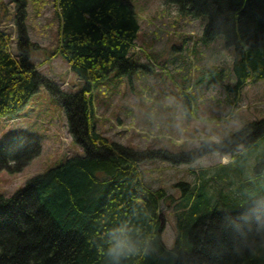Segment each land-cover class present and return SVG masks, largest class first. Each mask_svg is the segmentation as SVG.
Masks as SVG:
<instances>
[{
    "label": "trees",
    "instance_id": "16d2710c",
    "mask_svg": "<svg viewBox=\"0 0 264 264\" xmlns=\"http://www.w3.org/2000/svg\"><path fill=\"white\" fill-rule=\"evenodd\" d=\"M12 1L17 4L14 47L10 35L0 30V118L15 116L44 88L63 103L82 155L32 177L11 197L0 196V264H104L99 254L103 233L122 221L153 237L154 251L128 264H156L165 251L159 213L167 196L144 181L141 166L151 155L97 134L91 104V95L104 83L131 79L146 69L131 56L139 32L132 0H54L59 28L51 54L65 61L81 82L75 95H61L37 72L31 61L37 46L26 33V3ZM163 1L177 7L181 16L205 22L203 46L221 38L231 51L227 92L237 96L248 83L264 81V0ZM214 78L219 77H205L207 82ZM241 144L233 166L219 167L211 177L215 185L225 184L227 192L221 187L208 193L210 180L203 177L175 206L177 264H264V239L242 244L226 226L251 197L264 200V119L212 151ZM35 146L21 135L2 143L0 168L21 172L37 155ZM251 159L256 163L249 170Z\"/></svg>",
    "mask_w": 264,
    "mask_h": 264
},
{
    "label": "rangeland",
    "instance_id": "374dc122",
    "mask_svg": "<svg viewBox=\"0 0 264 264\" xmlns=\"http://www.w3.org/2000/svg\"><path fill=\"white\" fill-rule=\"evenodd\" d=\"M24 1L27 37L37 46L31 53L37 72L51 81L61 95L79 93L81 82L65 61L51 54L57 46L59 28L54 0ZM132 5L139 32L131 56L146 69L131 79L106 82L93 92V119L96 133L109 143L151 155L142 163V174L150 188L162 189L167 196L159 217L163 245L171 250L179 215L175 206L203 177L210 180L208 193L221 187L223 193L227 192L225 184L215 185L211 181L212 174L219 167L233 166V158L242 148L217 149L187 157L190 152L174 146L176 132L169 121L159 128L155 126L153 111L168 113L170 109L163 101L175 97L189 113V127L206 118L225 132L226 141L236 134L233 128L237 122H242L245 128L264 119V81L249 83L237 96L225 91L232 82L231 51L220 39L208 46L201 44L203 20L181 16L177 7L166 5L163 0H132ZM16 6L12 0H0V30L10 35L13 47L17 35ZM212 75L221 79L217 83L207 82L205 77ZM69 128L63 103L44 88L15 116L0 118V144L21 135L33 139L37 151L19 173L0 168V196H12L32 177L80 155L82 150L73 141ZM162 153L174 156V160ZM255 163L251 159L248 169Z\"/></svg>",
    "mask_w": 264,
    "mask_h": 264
},
{
    "label": "clouds",
    "instance_id": "9594fccd",
    "mask_svg": "<svg viewBox=\"0 0 264 264\" xmlns=\"http://www.w3.org/2000/svg\"><path fill=\"white\" fill-rule=\"evenodd\" d=\"M163 105L170 111L163 113L157 109L152 113V120L157 128L165 121L170 122L176 132L175 147L194 155H203L224 143L225 132L206 118H201L198 123L189 127V113L175 97H166ZM243 129L244 124L237 122L233 132L239 134ZM240 147L243 149V144ZM226 226L242 244L251 246L256 239H264V200L250 201L237 209ZM152 242L150 233L128 221H122L104 231L99 254L104 258V264H128L132 258L154 251Z\"/></svg>",
    "mask_w": 264,
    "mask_h": 264
},
{
    "label": "water",
    "instance_id": "95a60500",
    "mask_svg": "<svg viewBox=\"0 0 264 264\" xmlns=\"http://www.w3.org/2000/svg\"><path fill=\"white\" fill-rule=\"evenodd\" d=\"M178 256L172 251L165 250L157 259L156 264H177Z\"/></svg>",
    "mask_w": 264,
    "mask_h": 264
}]
</instances>
